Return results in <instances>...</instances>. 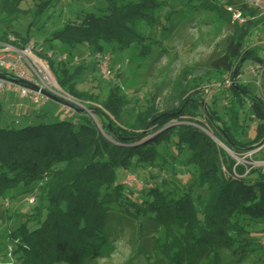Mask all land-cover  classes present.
Returning <instances> with one entry per match:
<instances>
[{
	"label": "trees",
	"instance_id": "obj_1",
	"mask_svg": "<svg viewBox=\"0 0 264 264\" xmlns=\"http://www.w3.org/2000/svg\"><path fill=\"white\" fill-rule=\"evenodd\" d=\"M21 1L0 0V22L18 14ZM107 1L105 9L79 16L49 41L86 44L96 63L109 55L100 54L105 43L151 54L141 26L159 25V2ZM215 2L204 0L194 9L219 12L230 33L215 44L204 74L190 81L184 71L161 108L159 93L143 106L120 96L114 85L102 101L90 90L96 77L79 88L88 84L80 71L87 67L52 59L46 61L58 85L97 104L91 108L98 124L79 109L75 121L51 122L37 112L23 116V124L4 122L0 107V264H103L120 243L130 250L122 264H264V167L253 164L264 161V148L236 165L197 120L221 123L215 134L237 156L264 137V100L238 79L246 61L264 62V42L246 46L254 30L264 29V14L243 4L246 20L237 25L227 13L236 4ZM11 34L29 40L7 26L0 41ZM208 82L217 86L210 101L198 91ZM212 103L220 104L221 114ZM248 118L258 120L256 137L242 143L236 133ZM128 175L135 177L131 185ZM26 196L35 201L7 208Z\"/></svg>",
	"mask_w": 264,
	"mask_h": 264
},
{
	"label": "rangeland",
	"instance_id": "obj_2",
	"mask_svg": "<svg viewBox=\"0 0 264 264\" xmlns=\"http://www.w3.org/2000/svg\"><path fill=\"white\" fill-rule=\"evenodd\" d=\"M160 6L156 10V17L160 19L159 25L151 28L141 26V33L148 36L144 43L151 47L152 53L145 56L139 55L138 48H130L127 50H116L115 44H102L100 54H109L105 57H111L109 67L113 70L114 77L106 79L102 75L101 59L96 63L95 52L89 49L86 44H78L74 47L62 45L57 41H49L50 36L63 29L64 25L69 22H76L81 15L89 12L98 13L107 6V0H22L19 5L20 12L10 16L4 23L0 22V35L6 32L8 26L11 32L18 34L20 37L29 38L27 43L19 40L14 35H8L7 42L0 41V53L11 50L13 52L20 51L27 44L33 42L35 47L32 50L31 58L27 59V63H31L36 67L38 74L45 76L41 69L43 64L47 67L49 75L52 77V82L60 89L59 96L68 103L77 107L81 113L89 115L93 121L98 124L96 114L92 108L97 104L68 95L57 83L53 71L51 70L48 61H46L49 51H56L66 55L67 60L64 61L67 67L78 66V64L87 67L81 80L88 82L79 86L81 90L85 89V85L96 77L93 87L90 89L96 94H100V100L107 98L109 89L114 85L118 88L119 95L130 99L137 100L140 105L145 106L146 100L152 93H159L158 107L164 105V100L172 92L176 84L179 83V78L182 80V75L187 73V80L192 81L194 77L199 79L200 75L204 74L203 67L206 61L211 56L215 49V44L225 37V34L230 33V26L224 21V17L217 11L198 9L194 7L200 5L204 0H157ZM207 1V0H205ZM228 1L234 2L235 6L228 7L227 13L231 16V10H239V6L246 4L251 8L258 9L259 15L264 14V0H216L218 6H226ZM241 12V11H239ZM167 26V29L164 27ZM173 26V32L170 31ZM161 27V28H159ZM5 28V31H3ZM48 38V39H47ZM264 42V29L257 28L251 33L246 41L247 48L255 44ZM44 54H42V53ZM264 57V55H262ZM103 58V57H100ZM100 60V62H99ZM104 59H102L103 61ZM73 64V66L71 65ZM119 68V72H115ZM73 69V68H72ZM110 70V69H109ZM73 71V70H72ZM185 71V73H184ZM117 73V74H116ZM264 73V62L256 63L246 61L238 76L240 84L249 85V89L253 93L261 95L264 100V78L261 75ZM262 80V85L260 83ZM209 83V82H208ZM200 84L198 91L205 93L206 99L210 101L215 96L217 86L209 84ZM179 85V84H178ZM181 85V84H180ZM56 88V87H53ZM89 90V89H87ZM218 101V100H216ZM0 103L2 111L6 115H2L4 122L19 121L24 123L19 111H15V107L26 104L29 111L24 112V116L28 115L31 110H37L39 113H47L48 121L56 122L61 120L75 121L79 116V111L58 103L51 99H46L40 105L30 104L29 99L21 98L19 95L4 90L0 93ZM215 106L221 114L220 104ZM92 107V108H91ZM99 107V106H98ZM214 114V113H213ZM130 116V114L128 115ZM223 116V115H221ZM197 120L203 122L205 129L200 126V129L206 130L212 141L228 151V154L236 160V165L247 164V160L253 159L258 149L264 148V137L260 142L255 144V149L237 156L232 150L228 149L216 136L221 123L215 119V123L207 124L204 117H198ZM242 122V120H240ZM240 122V123H241ZM178 121H173V125H177ZM258 120L248 118L246 122H242L245 126L244 131L236 133L237 139L242 143H249L256 137L255 126ZM261 148V150L263 149ZM250 163V161H248ZM135 181V177L128 175L125 183L131 185ZM31 196L19 197L12 201L7 208L13 210L20 206H25ZM0 239V243H1ZM3 247L0 244V249ZM130 253L129 246L126 243L117 245L116 253L112 259L103 262V264H122Z\"/></svg>",
	"mask_w": 264,
	"mask_h": 264
},
{
	"label": "built area",
	"instance_id": "obj_3",
	"mask_svg": "<svg viewBox=\"0 0 264 264\" xmlns=\"http://www.w3.org/2000/svg\"><path fill=\"white\" fill-rule=\"evenodd\" d=\"M231 20L232 23H237L238 25L243 24L246 19L243 17L242 13L239 12V10H231ZM34 47V43L30 42V44H27L25 48L21 49L20 51L13 52L11 50H6L0 53V71L8 73L17 79L35 84L39 86L41 90L46 89V91H49L52 94L63 97L60 94L61 90H58V87L53 84L52 77L49 75L47 67H45L43 64L41 65V69L46 75L45 77L41 74L39 75L36 67H34L31 63H27V59L31 58L29 56L32 55V50ZM46 56L48 59L57 60L58 62H64L67 60L66 55L60 54L56 51H49ZM100 59L101 64L103 65V67H101L102 75L106 79L113 78L114 72L109 67L110 57L104 56ZM102 59L104 60L102 61ZM5 89L16 92L21 98H27L31 101V103L36 105L44 103V101L47 99L41 94L40 91H32V89L29 90L0 79V93ZM261 148H263V146ZM261 148L258 149V151H260ZM253 164L255 167H264V161H254ZM33 201H35L33 198L29 199L30 203H33Z\"/></svg>",
	"mask_w": 264,
	"mask_h": 264
},
{
	"label": "water",
	"instance_id": "obj_4",
	"mask_svg": "<svg viewBox=\"0 0 264 264\" xmlns=\"http://www.w3.org/2000/svg\"><path fill=\"white\" fill-rule=\"evenodd\" d=\"M0 79L5 80L7 82H10L12 84H15L17 86L29 89V90L32 89V91H36V92L40 91L41 94L43 96H45V98H47V99L54 100V101H56L58 103H61V104L65 105L66 107H70V108H72L74 110L78 109L77 107H75L74 105L68 103L66 100H64L63 98L59 97L58 95L52 94L51 92L46 91V89L45 90H41L39 86H37L35 84H32V83H28V82L23 81L21 79H17L16 77H14V76H12V75H10L8 73L0 71Z\"/></svg>",
	"mask_w": 264,
	"mask_h": 264
},
{
	"label": "crops",
	"instance_id": "obj_5",
	"mask_svg": "<svg viewBox=\"0 0 264 264\" xmlns=\"http://www.w3.org/2000/svg\"><path fill=\"white\" fill-rule=\"evenodd\" d=\"M10 92H12V93H15V94H17L16 92H14V91H10ZM18 95V94H17ZM29 103L30 104H32L31 103V101L29 100ZM34 104V103H33ZM0 107L2 108V106H1V103H0ZM27 108H29L26 104H23V105H21V106H17V107H15V111H19L20 112V115L23 117L24 116V112L27 110V111H29V109H27ZM38 111L37 110H31L30 112H28L29 114L28 115H30V114H32V113H37Z\"/></svg>",
	"mask_w": 264,
	"mask_h": 264
}]
</instances>
